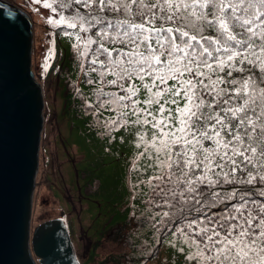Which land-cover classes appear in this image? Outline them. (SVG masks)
I'll list each match as a JSON object with an SVG mask.
<instances>
[{"label":"snow or ice","instance_id":"6c2138e0","mask_svg":"<svg viewBox=\"0 0 264 264\" xmlns=\"http://www.w3.org/2000/svg\"><path fill=\"white\" fill-rule=\"evenodd\" d=\"M53 2L76 6L48 22L76 30L65 35L101 85L95 108L124 109L120 115L153 130L150 140L140 136L156 173L148 204L174 218L187 264H264V0H44L43 7ZM225 185L233 187L218 190ZM206 201L224 204L219 215L204 210Z\"/></svg>","mask_w":264,"mask_h":264},{"label":"rangeland","instance_id":"374dc122","mask_svg":"<svg viewBox=\"0 0 264 264\" xmlns=\"http://www.w3.org/2000/svg\"><path fill=\"white\" fill-rule=\"evenodd\" d=\"M3 1L30 17L31 69L44 99L32 228L70 212L73 218L65 222L72 240L77 236V224L84 235L88 234L80 238L79 253L87 264H103V260L104 264H187V247L181 253L172 231H158L159 215L146 204L148 179L156 173L149 167L147 156L141 155L140 136L150 140L151 127L136 123L129 112L123 115V127L108 131L102 128L99 135L76 97L64 94L66 84L55 71L64 53L68 55V48L74 46L75 37L61 32L52 37L56 26L48 21L58 18L53 8L43 7L44 0ZM57 44L63 50L61 56ZM136 98H146L142 87ZM152 110L155 112L156 106ZM56 192L62 193V199Z\"/></svg>","mask_w":264,"mask_h":264},{"label":"water","instance_id":"95a60500","mask_svg":"<svg viewBox=\"0 0 264 264\" xmlns=\"http://www.w3.org/2000/svg\"><path fill=\"white\" fill-rule=\"evenodd\" d=\"M31 47L30 18L0 0V264H81L61 218L31 224L44 120Z\"/></svg>","mask_w":264,"mask_h":264},{"label":"trees","instance_id":"16d2710c","mask_svg":"<svg viewBox=\"0 0 264 264\" xmlns=\"http://www.w3.org/2000/svg\"><path fill=\"white\" fill-rule=\"evenodd\" d=\"M75 5L73 6V9L68 10H62L57 7V4L53 2V8H56L55 15L59 19V15L57 14L60 11H63L65 15H68L70 11L75 9ZM56 31L61 32L62 34H65V32H74L76 30L67 29L64 26H56ZM76 44V42H75ZM74 44V45H75ZM58 47V53L62 54V51L59 47V44H57ZM68 52V55L64 53V59H61L62 65L59 69V75L63 79L64 83L66 84L64 88V94H73L77 102H79L81 109L85 115H90V123L92 126H94L98 130V134L102 135L103 131L102 128H106V131L114 130L123 127L124 124V116L120 115L119 111H113L112 109H96L95 108V102L98 95V89L101 87L98 78L96 77L95 73H92L90 71L91 65L88 62V58L81 57L79 54V51L76 47L71 46ZM61 51V52H60ZM68 57V63L66 61V58ZM70 80H73L74 83H71ZM96 80V83H88L87 81ZM105 92H117L119 94V90L113 86L105 85L104 86ZM89 105H92L89 107ZM110 118H113L111 120ZM114 120H119V124H113ZM233 186L231 185H225L223 189H218L219 191H223L227 193L231 190ZM239 187V186H236ZM149 199V195H148ZM147 199V205L150 206L155 213L159 215V220L157 222L158 231H160L162 234H167L172 231V220L174 218L168 217L165 218L162 216V213L165 211H168V209L161 208V209H155L153 206L148 204ZM206 203L205 211L209 213H216L219 215V210L224 207L223 203H215L211 204Z\"/></svg>","mask_w":264,"mask_h":264},{"label":"flooded vegetation","instance_id":"af4514ba","mask_svg":"<svg viewBox=\"0 0 264 264\" xmlns=\"http://www.w3.org/2000/svg\"><path fill=\"white\" fill-rule=\"evenodd\" d=\"M43 166H45V162L43 161ZM44 169V168H43ZM48 176V175H47ZM77 188V187H76ZM79 190V188H77V191ZM57 196L60 197V199H62L63 195L62 193L59 194V193H55ZM82 203V200L80 201V204ZM58 218H61L64 223L66 224L65 222V219L67 220H71L73 218V215L70 213V212H65V213H62L60 216H58ZM77 224V223H76ZM67 226V229H68V233H69V236H70V240L72 242V245H73V248L75 250V253H76V256L78 258V260L80 261L81 264H87L84 259L82 258V256L79 255V253H81L80 251V238L82 236V234L84 235V232H83V229L82 227L79 226V224H77V236L75 237L74 241L72 240L71 238V235H70V230H69V226L66 224ZM79 233H81V235L79 236ZM84 236H88V234H85ZM90 239H88V242L90 243L91 241H89ZM75 242L77 243V246L75 245ZM103 262V264L105 263V260L101 261ZM99 262V263H101Z\"/></svg>","mask_w":264,"mask_h":264},{"label":"clouds","instance_id":"9594fccd","mask_svg":"<svg viewBox=\"0 0 264 264\" xmlns=\"http://www.w3.org/2000/svg\"><path fill=\"white\" fill-rule=\"evenodd\" d=\"M32 70V69H31ZM36 80V79H35ZM38 82V81H37ZM39 84V83H38ZM40 85V84H39ZM41 87V86H40ZM39 151H40V147H39Z\"/></svg>","mask_w":264,"mask_h":264}]
</instances>
